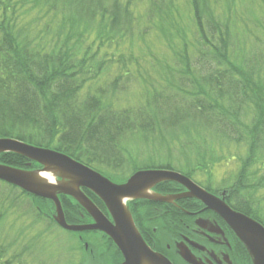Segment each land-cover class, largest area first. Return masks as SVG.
Here are the masks:
<instances>
[{"label":"trees","instance_id":"16d2710c","mask_svg":"<svg viewBox=\"0 0 264 264\" xmlns=\"http://www.w3.org/2000/svg\"><path fill=\"white\" fill-rule=\"evenodd\" d=\"M247 2L250 11L244 0H0V138L63 152L117 183L139 169L193 179L240 154V177L208 188L235 207V194L250 188L247 163L264 164V0ZM216 139L223 149H211ZM149 143L153 153L138 160ZM200 153L206 160L193 161ZM27 161L0 154L3 164ZM0 184V264H50L44 236L59 228L48 215L53 204ZM178 188L170 182L167 191ZM60 201L68 223L83 221L74 199ZM262 202L247 204L253 212L245 205V214L256 218ZM28 214L44 225L36 234L21 227Z\"/></svg>","mask_w":264,"mask_h":264},{"label":"water","instance_id":"95a60500","mask_svg":"<svg viewBox=\"0 0 264 264\" xmlns=\"http://www.w3.org/2000/svg\"><path fill=\"white\" fill-rule=\"evenodd\" d=\"M4 152L21 155L41 167L28 170L0 163L1 181L52 201L55 206L53 218L61 228L73 232L98 230L108 235L122 253L121 264H170L145 244L126 208L128 200L137 198L165 201L154 194L153 196L141 194L163 181L179 183L187 190L182 196H192L202 201L217 212L237 234H249L248 240H245L249 248L253 246L251 236L263 240L264 243V227L260 223L233 212L223 200L208 193L179 172L168 169L137 170L125 182L115 183L91 167L54 149L34 146L13 138H0V153ZM45 171L51 172L56 182H45L37 176L38 173ZM83 189L91 191L105 204L112 221L93 204ZM60 194L75 199L92 217L93 223H67L59 200ZM256 256L257 264H264V259Z\"/></svg>","mask_w":264,"mask_h":264},{"label":"flooded vegetation","instance_id":"af4514ba","mask_svg":"<svg viewBox=\"0 0 264 264\" xmlns=\"http://www.w3.org/2000/svg\"><path fill=\"white\" fill-rule=\"evenodd\" d=\"M165 184V190H153L168 198V201L145 198L127 201L135 225L151 250L164 257L170 264H257L256 255L264 259L263 240L251 236L253 246L249 248L245 243L249 234H237L217 212L197 198L180 196L187 193L180 184L181 188L175 192L167 191L169 181ZM201 187L220 199L224 198L234 210L222 193ZM86 194L108 220L112 221L105 204L92 192L86 191ZM80 217L87 221L85 223L93 222L88 214H82ZM84 233L97 234L92 237H99V247L104 250L102 252L110 264L122 263V253L105 233ZM86 250L89 251L90 257L94 256L89 246Z\"/></svg>","mask_w":264,"mask_h":264},{"label":"rangeland","instance_id":"374dc122","mask_svg":"<svg viewBox=\"0 0 264 264\" xmlns=\"http://www.w3.org/2000/svg\"><path fill=\"white\" fill-rule=\"evenodd\" d=\"M248 2L247 0H244L243 6L244 9L250 11L252 8L247 6ZM249 5V4H248ZM245 11V10H244ZM254 13V12H252ZM187 14H189V8L186 7L184 8V11L182 13L183 16H186ZM255 14H259V11L255 12ZM236 30L238 32V34H243V31H241V25L239 24V22L236 23ZM245 41H252V40H248L245 38ZM85 89V87H84ZM83 89V91H84ZM215 137V136H214ZM215 142L214 147H212L211 149L213 150H217V145H221L222 149L224 148V144H220L219 140H213ZM142 146V148H138L139 152L141 153V157L139 156V152L136 154V157L140 158V160H144L148 155L153 153L154 150V146L149 144H140ZM134 150H136V152L138 151V149L136 147H133ZM229 149L227 148L226 152L229 153H239V151L231 148L230 151H228ZM174 152V151H173ZM244 153V152H243ZM172 155H176V157H178V155L176 153H172ZM220 156V155H218ZM235 156V155H234ZM236 156L240 157V154H237ZM200 159L198 158H192L193 161L196 160H200L201 162L205 161L206 159L202 157V153H200ZM237 157L235 161H231L229 164L226 165V163H224V161H220L222 160V158L220 157L219 161H220V166L219 168H212V169H204V170H198L195 171V177H192L194 179V181H196L199 185L206 187V188H220V187H224L223 183V179H227L229 182H231L233 180V177L235 176L234 174L236 173V177H240V174L243 171V167H244V160L243 158H239ZM160 158V157H159ZM175 158V157H174ZM219 158V157H217ZM215 158V161H213V164L216 162H219L218 159ZM161 159V158H160ZM182 161H186V157L185 158H181ZM224 159V156H223ZM262 160H258L256 163L253 162V164H250L249 162L247 163L246 169L248 170L247 175H243V182L247 183L248 186L250 187L248 190H242L239 191L238 194H235L236 196L233 197V200H236V206L238 208V210L247 213V211L245 210V205L251 203L252 201H260L262 202L264 200V189H260V188H264V164ZM223 162V163H222ZM173 164H175L174 162H172ZM181 163V161L178 159L176 161L175 166L179 165ZM211 164V163H210ZM206 166H209V164H206ZM193 167V166H191ZM244 172V171H243ZM235 177V178H236ZM221 181V182H220ZM114 182V181H113ZM255 187V188H253ZM5 191V187L0 184V207L3 205L2 204V195L3 192ZM252 201H251V200ZM240 202V203H239ZM242 203V204H241ZM22 208V210H26V204L24 203V205L20 206ZM247 207L249 208V212H253V208L250 205H247ZM258 209H254L255 211L258 212L261 211V213H259V215H261V218L259 215L256 216L257 219H261V223L263 222L264 224V201L261 203V206L257 207ZM47 211V210H46ZM54 211L48 212V215L50 217H53ZM253 215V214H252ZM24 217H28V220L24 219V221L21 224V227L24 228L25 226L28 225V227L32 228L34 227V225L32 224V215L28 214ZM33 225V226H31ZM41 228V230L44 228V225L42 223H39L38 225H35V227L33 229H30V232L32 234H36L37 232H39L38 230ZM38 229V230H37ZM15 228H11V229H6V231L2 232V234L4 236L7 235V233L12 236L14 234ZM97 234L95 233H82V235L80 236V238H78L77 234L75 233H69L63 229H59V228H55L53 229V231L51 230L50 233H48L46 236H44V239L47 240V246L49 248V250H47V256H50L47 260L49 261V263L51 264V262H55V257H62L64 256V260L62 261V264H69V260H66V258L68 257H72L71 259V264H110L109 260H107L105 254H103L104 250H101L99 245L101 246V243L98 241L97 238H99L98 236L96 237H92L95 236ZM1 238V237H0ZM88 243V246L90 249H92V254L94 255L93 257H90V253L89 251H84L83 249V244L84 243ZM98 244V245H97ZM57 250L60 252H57ZM103 251V252H102ZM71 252V253H70ZM108 255V254H106Z\"/></svg>","mask_w":264,"mask_h":264},{"label":"bare ground","instance_id":"6f19581e","mask_svg":"<svg viewBox=\"0 0 264 264\" xmlns=\"http://www.w3.org/2000/svg\"><path fill=\"white\" fill-rule=\"evenodd\" d=\"M37 176L45 182H49V183L56 182V179L54 178L55 176L51 172H46V171L40 172L37 174ZM141 194L145 196H153L149 190L144 191Z\"/></svg>","mask_w":264,"mask_h":264}]
</instances>
